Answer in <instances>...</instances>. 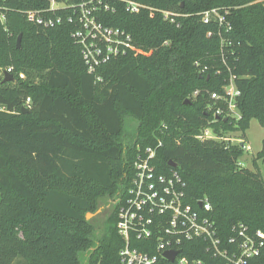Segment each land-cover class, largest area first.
<instances>
[{
	"label": "trees",
	"instance_id": "16d2710c",
	"mask_svg": "<svg viewBox=\"0 0 264 264\" xmlns=\"http://www.w3.org/2000/svg\"><path fill=\"white\" fill-rule=\"evenodd\" d=\"M54 1L64 6L50 11V0H0V264H122L119 199L137 154L158 139L156 169H174L195 208L207 198L221 234L237 222L264 233L257 163L264 138L250 170L239 163V143L195 137L209 126L243 138L252 119L264 127V0H133L142 5L137 13L125 0ZM105 3L114 11L100 10ZM81 4L96 6V19L123 29L135 45L99 68V83L72 36ZM212 8L228 10L229 32L201 20ZM28 11L63 20L44 27L29 21ZM9 67L13 80L3 82ZM230 74L240 118L216 119L210 93H221ZM103 199L109 211L95 237L86 215ZM133 245L143 249L142 241ZM195 245L184 244L180 254L214 264ZM248 264H264V246Z\"/></svg>",
	"mask_w": 264,
	"mask_h": 264
},
{
	"label": "built area",
	"instance_id": "2783aa9c",
	"mask_svg": "<svg viewBox=\"0 0 264 264\" xmlns=\"http://www.w3.org/2000/svg\"><path fill=\"white\" fill-rule=\"evenodd\" d=\"M124 3L126 10L131 13L139 12L142 7L133 0H125ZM63 6L50 0L49 10ZM77 8L79 12L76 13L75 20L78 28L72 36L80 47L87 73L93 75L95 82L99 83L102 82V77L98 73L99 68L112 59L134 50L135 45L130 34L123 29L106 26L96 19L94 15L96 6L87 7L81 4ZM100 10L114 11L107 3L103 4ZM161 13L164 19L174 21V17L168 12ZM26 14L29 21L44 27L59 24L63 20L60 16L53 18L37 11H28ZM227 15V9L219 8L200 13L204 23L216 22L226 33L232 29ZM72 20V17H67L68 22ZM3 71L12 74L11 67L2 70V75ZM19 77L24 78V75L20 73ZM234 80L235 77L230 74L221 93H210L212 105L209 110L215 118L222 116L240 118L236 104L239 90ZM29 102L30 99L27 98L24 107ZM204 130V135L197 136L199 139L202 141L216 139L212 135L209 136V128ZM222 140L228 142L226 138ZM236 143L249 150V146H245L242 139H238ZM161 145L162 142L158 139L154 146L146 147L137 154L133 163L131 185L125 196L119 199L116 228L123 240L118 253L120 262L161 264L162 259L167 260L163 253L172 250L175 251V256L172 261L167 260L169 264H204L201 259L180 254L186 243H195L192 249L197 248L209 254L214 259V264H248L258 257L264 246V233L260 230L250 232L246 225L237 222L231 226V234H221L210 217L212 208L207 198L198 199L195 208L187 201L185 182L174 169L168 174L158 172L153 160ZM134 241H142L143 249L135 247Z\"/></svg>",
	"mask_w": 264,
	"mask_h": 264
},
{
	"label": "rangeland",
	"instance_id": "374dc122",
	"mask_svg": "<svg viewBox=\"0 0 264 264\" xmlns=\"http://www.w3.org/2000/svg\"><path fill=\"white\" fill-rule=\"evenodd\" d=\"M206 128H209L208 130L210 132L209 136L212 135L214 138H216L214 140L224 141L222 140V138H226L229 143L236 144L238 139H242L245 143V146L246 145L249 146V150H246L244 148V152H243L242 157L239 159V163L244 168H248L250 170L254 169L252 162L256 156V153L261 149L262 139L264 138V127L260 126L256 119H252L250 121L249 127L245 131L243 138H241L240 131H229L225 133L224 135H220V134L215 133L211 127L207 126L205 128H202L198 132V134L195 136L199 141H202V140L199 139L197 136L204 135V131H205L204 129ZM214 134L216 136H214ZM257 163H258L261 175L264 179V160H258ZM109 205H110V200L108 199L101 200L97 211L92 213V215L88 216V220L92 222L95 232H97L95 237L99 236L98 233H100L103 227V222L109 211ZM15 264H19V263H15Z\"/></svg>",
	"mask_w": 264,
	"mask_h": 264
},
{
	"label": "water",
	"instance_id": "95a60500",
	"mask_svg": "<svg viewBox=\"0 0 264 264\" xmlns=\"http://www.w3.org/2000/svg\"><path fill=\"white\" fill-rule=\"evenodd\" d=\"M20 41H21V35H19L17 37V40H16L17 47H20ZM11 80H13V75L11 73L7 72V71H3V82H8V81H11ZM184 103L185 104H191V101H190V99L187 98V99L184 100ZM22 110H23V112L24 111H27V109H25V108H22ZM217 118H219V117H216V119ZM224 120H227V119L224 118ZM240 145H242V144H240ZM170 165L172 167H176V164L175 163H171ZM199 205H201L200 202H199ZM89 215H92V213H87V215H86V218L87 219H88V216ZM163 256L165 258H167V260L172 261L174 259V256H175V251L167 250V251H165L163 253Z\"/></svg>",
	"mask_w": 264,
	"mask_h": 264
}]
</instances>
